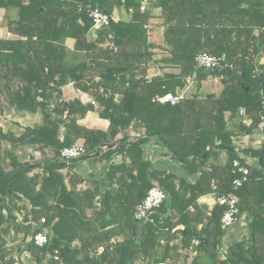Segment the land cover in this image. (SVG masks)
I'll use <instances>...</instances> for the list:
<instances>
[{"label": "trees", "instance_id": "1", "mask_svg": "<svg viewBox=\"0 0 264 264\" xmlns=\"http://www.w3.org/2000/svg\"><path fill=\"white\" fill-rule=\"evenodd\" d=\"M93 9L129 19L112 21L92 40ZM153 9H160L167 52L159 60L146 28ZM0 11L15 36L0 37V114H41L19 135L0 128V264H264V149H243L242 158L235 147L239 135L257 132L261 117L264 0H0ZM202 53L229 64L232 75L197 69ZM208 77L219 78L222 90L200 97ZM189 80L196 93L178 104L152 102ZM70 84L93 104L65 101ZM241 108L251 123L229 128ZM90 112L107 128L79 124ZM152 141L178 171L145 158ZM75 144L86 155L61 161ZM17 146L39 158L19 160ZM88 159L106 165L87 185L76 165ZM234 162L248 170L239 187ZM153 186L167 200L138 238L135 206ZM209 195L235 196L247 221L246 234L226 248L220 221L227 207L198 203ZM44 230L49 241L37 247L32 237Z\"/></svg>", "mask_w": 264, "mask_h": 264}, {"label": "built area", "instance_id": "2", "mask_svg": "<svg viewBox=\"0 0 264 264\" xmlns=\"http://www.w3.org/2000/svg\"><path fill=\"white\" fill-rule=\"evenodd\" d=\"M146 1H143L141 4V10H143V6L146 4ZM89 18L92 20V27L89 30L88 35L90 39L94 40L97 38V31L109 26V24L114 21V16L109 15L108 13L93 9L89 12ZM3 17L0 16V37L6 39H13L15 36L10 32L6 31L3 24ZM195 67L197 69L203 70H212V69H222L221 62L218 58L211 56L206 53L198 54L195 59ZM184 96L177 91L175 94L167 93L164 95H156L152 99V102L159 104H170L176 105L178 104ZM238 116L240 117V121L243 125L248 126L251 121L247 118L246 112L244 109H239ZM257 132L261 135V147L264 149V100L261 103V117L260 121L257 125ZM86 155V151L82 145L75 144L71 147L64 148L60 152V160L66 163H70L72 160L80 159ZM256 163V162H255ZM233 166L237 168L238 172L242 174L243 178L240 180L234 181V186L239 187L242 181L245 180V176L247 175V168L244 166H239L238 162H234ZM167 200L166 193L158 186H153L147 192L145 199L135 206L133 218L135 221L140 222L144 219L148 221V216L150 213L159 208L165 201ZM216 204L220 206L227 207V210L223 214L221 218V226L224 230H230L235 224L239 222L238 217V209L236 207V198L233 195H226L215 198ZM33 244L37 247L45 246L49 239L47 235V231H41L33 235L32 237Z\"/></svg>", "mask_w": 264, "mask_h": 264}, {"label": "crops", "instance_id": "3", "mask_svg": "<svg viewBox=\"0 0 264 264\" xmlns=\"http://www.w3.org/2000/svg\"><path fill=\"white\" fill-rule=\"evenodd\" d=\"M148 7V3H146L143 6V10L144 11L145 8ZM154 18L150 21L151 24L147 25L146 28L148 30V35H149V42H151L152 44H154L156 46V48L153 50L155 56L154 58L156 60H159L162 57H165L167 55V52L164 51L165 49V45H164V41H163V27L161 26L162 20L160 18V9H153L152 10ZM114 16V21H118L119 19L121 20H128L129 16L123 12L121 15H119L118 13H113L112 14ZM264 31V29L262 30ZM255 34H257V32L255 31ZM89 36V35H88ZM90 38V36H89ZM66 45L68 46V48H72L73 45V41L72 40H67L66 41ZM160 52L163 53V55L160 56ZM264 64V54L259 55L256 58V66H260ZM193 84L196 85L195 82H193ZM191 85H192V81L189 80V86L190 87L188 90L191 89ZM201 87H204L207 89V94H215L218 95L221 90H222V85L220 82L219 78H213L212 79H206L205 81L202 82ZM62 93H63V98L65 99V101H69V100H73V99H79L81 101V103L83 104H88L91 103L93 104L92 100L86 95L83 94L81 92H78L76 90H74L73 86L67 85L65 87H63L62 89ZM29 116V115H27ZM33 116V115H30ZM240 120V117L238 116V119L235 121H232L231 123H229V128H233V123H238ZM79 124L81 125H85L86 127L89 128H98V129H106L108 126V122L107 121H103L101 119H99L97 113H93L90 112L88 113V115L86 116L85 119L80 120ZM140 132V130H137V134ZM127 134L132 133L135 134V131H133L132 129L127 130L126 132ZM134 135V136H135ZM121 136V135H120ZM261 135L258 132H255L254 134L250 135V136H244V135H239L238 138H236L235 140V147H236V151L240 154V157H244L240 152L243 149H259V147L261 146ZM153 147H156L153 148ZM160 147L157 145V143L155 141H152L149 145L145 146V158L150 159L153 163H155L156 160L152 159V157H156L158 152V149ZM155 149V150H153ZM160 150V149H159ZM156 152V154H155ZM119 159V156H114L112 159ZM224 158V157H223ZM246 161L253 165L255 164V160L254 159H249L246 158ZM105 163H101V162H97L94 161L93 159H88L85 161H81L78 162V164L76 165L77 169L79 172H81L83 174V177L86 178V184H89V180L91 178H95V177H99L102 176L103 172H102V168L103 166H105ZM179 167L178 165L174 162V164L171 166V171H178ZM215 202V198L213 196H205L199 199L198 203L199 204H203L206 205L208 207H212L213 204ZM236 225V224H235ZM242 229L246 230V226L244 228H236L235 230H233L237 235H239V231H241ZM234 234V235H236ZM236 235V236H237ZM243 236V235H242ZM240 236V237H242Z\"/></svg>", "mask_w": 264, "mask_h": 264}, {"label": "rangeland", "instance_id": "4", "mask_svg": "<svg viewBox=\"0 0 264 264\" xmlns=\"http://www.w3.org/2000/svg\"><path fill=\"white\" fill-rule=\"evenodd\" d=\"M5 13H3L2 11H0V16L3 17L4 23L6 21L5 19ZM164 51H166L164 49ZM163 55V53L160 52V56ZM156 72V71H154ZM212 79V77H208V79ZM214 78V77H213ZM189 86V81L187 84V87L184 88L183 90H179V93H181L184 98L189 97L190 95L196 93V87L195 84H193L192 81V85H191V89L188 90L190 87ZM207 94V89L204 87H201L200 90L198 91V95L200 97H204ZM94 113V112H93ZM41 123V114H36L33 116H26V115H20L15 113L14 111L10 112V113H4V114H0V128L2 129V131L4 133L6 132H12L15 135H19L25 127H31L35 124H39ZM4 149H10V145L9 144H4L3 145ZM156 149V147H153ZM153 149V150H155ZM160 149V148H159ZM158 149V154L156 157H152V159L156 160L155 163L159 166V167H165L168 170H171V166L174 164L173 161L169 160L168 158H165L162 154L161 149ZM14 150V153L18 156L19 160L23 161V160H30V162L32 163V159H31V155H33L35 157V159L39 158V154L34 152L32 149L27 148V147H19L17 146ZM156 154V152H155ZM247 224V221L241 217L239 222L233 226L230 230L227 231L226 237L224 239V243H223V247L226 248L228 245L239 241L242 237L240 236H244L246 234V230L242 229L241 231H239V235H237L233 230H235L236 228H244ZM236 234V235H234ZM20 237H15L12 241L10 240L9 246L14 245ZM9 241V239H8ZM23 259V258H22Z\"/></svg>", "mask_w": 264, "mask_h": 264}, {"label": "water", "instance_id": "5", "mask_svg": "<svg viewBox=\"0 0 264 264\" xmlns=\"http://www.w3.org/2000/svg\"><path fill=\"white\" fill-rule=\"evenodd\" d=\"M224 60L225 59L223 57L222 61H224ZM206 74L208 76L230 77L232 75V69H231L229 64H226L224 68L208 70V71H206ZM241 77H243V74H241ZM242 86H243V84H242ZM146 223H147L146 219H144L138 223V226H137V237L138 238H140V236L142 235L143 227L146 225ZM173 240H174V238H173ZM168 243H169V241H168Z\"/></svg>", "mask_w": 264, "mask_h": 264}]
</instances>
